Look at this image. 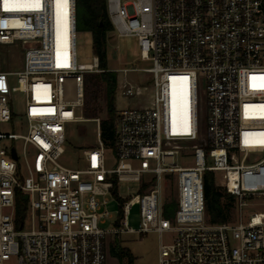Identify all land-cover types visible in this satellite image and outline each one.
Returning <instances> with one entry per match:
<instances>
[{
    "label": "built area",
    "instance_id": "1",
    "mask_svg": "<svg viewBox=\"0 0 264 264\" xmlns=\"http://www.w3.org/2000/svg\"><path fill=\"white\" fill-rule=\"evenodd\" d=\"M106 2L152 81L134 86L126 75L140 69L123 70L121 88L139 103L117 109L112 144L93 118L98 144L75 168L60 162L66 124L83 110L85 75L103 71L97 56L77 62V0H0V45L23 53L20 71L0 69V264H107L119 234L148 232L170 234L158 264H264V212L249 211L264 205V0ZM14 92L26 97L20 116ZM15 123L27 133L2 131ZM203 130L194 165L175 162ZM208 171L235 199L228 222L207 219ZM17 191L28 198L21 219Z\"/></svg>",
    "mask_w": 264,
    "mask_h": 264
},
{
    "label": "rangeland",
    "instance_id": "2",
    "mask_svg": "<svg viewBox=\"0 0 264 264\" xmlns=\"http://www.w3.org/2000/svg\"><path fill=\"white\" fill-rule=\"evenodd\" d=\"M77 62L79 64H92L94 62L93 52V36L92 33L86 29L77 27ZM151 66L150 62L143 61L139 56V46L136 37L133 36H119L116 32H112L108 38L107 44V68L108 70L116 71L118 74V85L116 92V108L118 110L125 107H134L139 103L137 97L126 96L121 88L123 79L125 78L123 70L125 69H140L139 71H130L126 75V80L131 82L134 86H142L152 81V75L146 73L142 69ZM23 67V53L14 51L12 46L0 45V69L18 72ZM10 85L17 86V76L10 77ZM26 97L20 92L13 93V111L19 116L25 112ZM77 122L67 123V142L65 144L64 156L60 162L70 167H81L83 165V150L92 148L98 144V124L93 119L85 118L83 110H78ZM103 115H100L102 118ZM2 131L8 134H25L26 127H21L18 123L1 125ZM205 130L201 132V138L195 142L183 143L188 148L183 150V153L176 158L182 166L194 165L193 155H191V146L195 144H205ZM4 143V142H3ZM18 150L21 149V140H15ZM107 161L108 167L115 165V159L109 153ZM218 175V174H217ZM217 182H221V176L217 177ZM122 193L129 192L126 186L121 188ZM131 193H137V187L131 188ZM252 212H264V205H254L249 208ZM139 206L132 208L128 217L130 227L137 229L140 225ZM32 227L31 217L28 216L24 229L30 230ZM104 227L110 228L109 225ZM162 240L168 243L170 240L169 233L148 232L143 234H129L121 233L112 241V246L119 251L127 253L126 257H118L111 254L107 259V264H158L159 259V243ZM11 263H15L12 261Z\"/></svg>",
    "mask_w": 264,
    "mask_h": 264
},
{
    "label": "trees",
    "instance_id": "3",
    "mask_svg": "<svg viewBox=\"0 0 264 264\" xmlns=\"http://www.w3.org/2000/svg\"><path fill=\"white\" fill-rule=\"evenodd\" d=\"M77 27L86 29L93 36L94 56L99 58V66L103 71L87 73L84 81L85 118L101 119V136L107 144L115 139V119L117 116L116 92L118 74L107 68L108 38L114 32L110 20L106 0H77ZM204 191L206 200L207 219L210 223H224L233 219L235 199L225 189L217 184L216 176L208 171L204 175ZM26 195L17 191L16 211L18 219L23 218L27 212ZM111 253L118 257H126L127 253L111 248Z\"/></svg>",
    "mask_w": 264,
    "mask_h": 264
},
{
    "label": "water",
    "instance_id": "4",
    "mask_svg": "<svg viewBox=\"0 0 264 264\" xmlns=\"http://www.w3.org/2000/svg\"><path fill=\"white\" fill-rule=\"evenodd\" d=\"M13 156L16 158L17 156H16V152L13 150Z\"/></svg>",
    "mask_w": 264,
    "mask_h": 264
},
{
    "label": "bare ground",
    "instance_id": "5",
    "mask_svg": "<svg viewBox=\"0 0 264 264\" xmlns=\"http://www.w3.org/2000/svg\"><path fill=\"white\" fill-rule=\"evenodd\" d=\"M62 27H63V26H62ZM62 27L60 28V32H61V33H62V30H63Z\"/></svg>",
    "mask_w": 264,
    "mask_h": 264
}]
</instances>
